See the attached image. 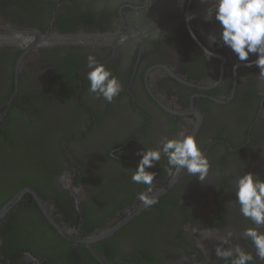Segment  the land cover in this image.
Returning <instances> with one entry per match:
<instances>
[{"label": "flooded vegetation", "instance_id": "1", "mask_svg": "<svg viewBox=\"0 0 264 264\" xmlns=\"http://www.w3.org/2000/svg\"><path fill=\"white\" fill-rule=\"evenodd\" d=\"M208 6L0 0V211L22 194L0 216V264H225L205 230H231L255 255L242 232L257 226L240 214L232 181L244 171L264 178V77L209 45L220 28L204 21ZM89 54L122 85L111 103L88 91ZM182 134L197 138L208 177L169 176L162 156L147 169L157 203L143 205L147 186L131 181L136 153Z\"/></svg>", "mask_w": 264, "mask_h": 264}, {"label": "clouds", "instance_id": "2", "mask_svg": "<svg viewBox=\"0 0 264 264\" xmlns=\"http://www.w3.org/2000/svg\"><path fill=\"white\" fill-rule=\"evenodd\" d=\"M200 2L209 5L205 9L204 21L215 20L220 28L219 37L213 34L207 36L209 45L218 44L229 48L238 61H247V67L255 65L259 68L258 76L264 77V0H200ZM194 18V14L186 16L187 21ZM190 34L195 40V34L191 32ZM154 36L164 37V33L156 27ZM200 47L207 60L216 56L209 47L203 45ZM250 55H255L256 59L250 61ZM86 67L88 69L86 77L90 83L89 93L94 94L97 99L103 98L111 103L122 91L118 77L91 54L86 58ZM236 67L237 65L233 66L234 71ZM136 155L140 159L131 174V181L147 186L146 190L138 196L139 201L147 207L157 203L153 194L156 173L147 169L154 168L162 156L167 158L169 176H175L184 169L188 175L204 183L211 167L209 158L192 134H182L175 138L164 136L155 148L143 147ZM232 189L235 194L234 203L239 205L240 214L257 226L246 227L242 232V236L251 242L255 255L246 251L240 244L233 243L235 234L231 230L218 237L209 230H205L202 235L205 239H218L215 255L225 264H255L256 259L264 261V231H260L259 228L264 226V178L244 171L234 178Z\"/></svg>", "mask_w": 264, "mask_h": 264}, {"label": "water", "instance_id": "3", "mask_svg": "<svg viewBox=\"0 0 264 264\" xmlns=\"http://www.w3.org/2000/svg\"><path fill=\"white\" fill-rule=\"evenodd\" d=\"M188 13H190V14H196V13H193V12H191V10L188 12ZM188 15V14H187ZM54 41L55 42H60V43H62V44H64V45H76V44H80V40L77 38V37H58L57 39H54ZM218 57V56H217ZM213 58V57H212ZM173 182H174V180H172L171 182H170V184H169V186H171L172 184H173ZM28 192L29 193H31V194H35L34 192H33V190H28ZM25 193V192H24ZM22 194H19V196L17 197V199H15L14 201H12V202H10V203H8L5 207H4V209L3 210H1L0 211V216L2 215V214H4L10 207H12L16 202H17V200L20 198V196H21ZM45 214L51 219V216H50V214L48 213V211L46 210L45 211ZM52 220V219H51ZM60 230V229H59ZM60 232L62 233V230H60ZM63 235H64V233H62ZM67 235V234H66ZM105 235H107V233H103L101 236H99V237H93V238H91V239H88V240H81L82 242H84L85 241V243H87V244H89L90 242L92 243V242H94V241H96V240H98L99 238H101V237H104ZM65 236V235H64ZM69 237H71V236H69ZM91 249V251H92V253L99 259V260H101V261H103L96 253H95V251L92 249V248H90ZM105 264V263H104Z\"/></svg>", "mask_w": 264, "mask_h": 264}]
</instances>
